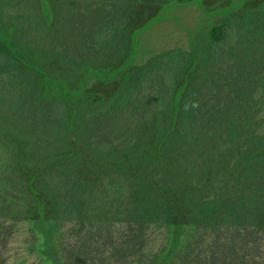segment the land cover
<instances>
[{
  "label": "rangeland",
  "instance_id": "374dc122",
  "mask_svg": "<svg viewBox=\"0 0 264 264\" xmlns=\"http://www.w3.org/2000/svg\"><path fill=\"white\" fill-rule=\"evenodd\" d=\"M214 26L225 27L226 39L210 46ZM7 49L28 50L29 68L35 62L69 90L84 86L75 112L65 103L49 106H59L53 119L73 125V132H53L35 120L45 113L36 107L42 99L20 108L19 92L9 83L16 61ZM123 69L113 81L100 77ZM143 69L121 107L124 85ZM0 88L6 96L0 138L21 167L14 181L0 178L10 189L0 194V264H44L29 220L54 215L48 187L58 179L83 184L79 202L102 220L60 224L67 264H89L90 253L110 257L108 264H133L158 247L164 226L129 228L136 215L129 193L114 195L128 173L153 172L151 180L159 182L173 166L179 181L168 185L179 186L178 200L168 211L175 220L202 203L227 212L244 204L255 210L264 201L251 173L228 176L240 171L245 147L238 144L249 145L251 137L260 140L264 159V0H0ZM45 94L51 102V91ZM93 95L100 103L84 104ZM186 131L189 150L173 149L167 134L185 137ZM187 173L193 177L188 184ZM149 188L153 193L156 186ZM113 243L120 250L114 257L107 254Z\"/></svg>",
  "mask_w": 264,
  "mask_h": 264
},
{
  "label": "trees",
  "instance_id": "16d2710c",
  "mask_svg": "<svg viewBox=\"0 0 264 264\" xmlns=\"http://www.w3.org/2000/svg\"><path fill=\"white\" fill-rule=\"evenodd\" d=\"M105 1L131 2L133 0ZM225 39L226 29L224 26H214L209 31L210 46L221 45ZM6 52L13 56L16 61L14 65L16 70L10 75L9 83L13 85L12 93L15 90L19 92L20 108L22 110L32 108V101L36 102L38 99H42L36 107H39L45 113L44 115L36 114L39 119L35 120L46 129L51 128L53 132H73L75 130L73 125L65 124L63 119H53L60 113L59 110H56L59 106L54 109L49 106L65 103L75 112L80 102H83L81 99L84 86L78 91H72L60 81L50 79L42 68L35 65V62L33 64L30 62L32 67L29 68L26 61L31 58L32 54L28 50L7 49ZM124 71L125 69L117 71L114 75L100 77L105 81H113L121 77ZM144 75V69L138 70L126 82L119 99L121 107L127 103L129 96L140 84ZM0 89V101L6 102V96L2 92L4 90ZM48 90L51 91V94L47 95L51 102H46L43 99L46 97L45 93ZM101 100V96L93 95L89 96L84 104L95 106ZM187 122H189V119H187ZM69 123L71 124V122ZM255 126L257 127L258 123ZM92 129L95 128L92 127ZM230 129H233V127ZM188 138L187 131L185 137H177L175 132L171 135L168 133L166 137L167 142L173 149L186 147L185 151L189 150ZM2 140L0 138V178L3 180H5V177L6 179L11 178L14 181L15 176L20 174L21 167L17 162L15 150ZM259 142L258 138L251 137L249 145L238 144L239 150L243 149L241 147H245L243 149L245 152L244 157L238 160L241 169L238 173L233 170V173L228 176L239 178L243 172L247 175L251 173L259 181L256 190L258 195L264 199V159L258 152ZM219 166L225 171V164ZM173 171L172 166L171 170L159 175V182L151 180L152 177H155L152 176L153 172H138L137 175H135V172L130 173L131 175L128 173L126 180H124L126 184L120 180V188L114 191V195H118L122 191L129 193L132 208L136 211V215L132 219L125 217L133 222L128 223L131 225L128 226L129 228H133L132 224H147L148 228L152 225H159L165 228L158 247L144 251L131 262H135L133 264H264V201L255 210H250L248 205L244 204L242 210L237 211L234 209L235 211L228 210L227 212L222 209H207V204L202 203L201 207L198 210L196 209L197 211L193 210L196 212L189 217L177 220L171 219L168 206L172 208L171 203L177 202L179 188V186L173 188L168 185L169 182L179 181L177 173L174 174ZM59 174L61 175V173ZM190 174L187 173V184L192 182L193 179L189 176ZM67 180H69L68 184H63L58 179L51 182L50 187H48L50 188L48 191L52 194L54 215L51 218L40 217L29 220L31 230L41 239L39 254L44 264H67V258L61 249L58 238L62 222H89L86 219H96L94 222L102 221L99 214H89L86 203L82 205L79 202L86 187L77 182L71 185L69 177H67ZM134 180L136 185H134ZM5 185L4 187L0 186V194L2 192L4 194L5 190L10 191L9 186H7L8 183H5ZM151 186H156L153 193L150 188L146 189ZM87 188L92 189L91 186ZM146 192L150 195L145 197ZM184 193L186 194V192ZM187 245L186 251L181 254L182 249ZM118 251H120L118 244L113 243L111 251L107 254L114 257ZM90 257L89 264H108L110 260V257L106 255L99 256L100 258L97 259L96 255L90 253ZM177 260L179 261L177 262Z\"/></svg>",
  "mask_w": 264,
  "mask_h": 264
}]
</instances>
